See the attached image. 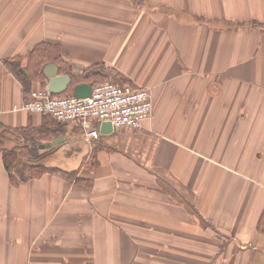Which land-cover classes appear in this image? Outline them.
I'll list each match as a JSON object with an SVG mask.
<instances>
[{
    "label": "crops",
    "instance_id": "0c3cea01",
    "mask_svg": "<svg viewBox=\"0 0 264 264\" xmlns=\"http://www.w3.org/2000/svg\"><path fill=\"white\" fill-rule=\"evenodd\" d=\"M42 50L63 93L101 66L153 114L89 142L62 123L16 184L0 135V264H264V0H0L1 126L45 122L23 105L48 78L16 73Z\"/></svg>",
    "mask_w": 264,
    "mask_h": 264
},
{
    "label": "built area",
    "instance_id": "2783aa9c",
    "mask_svg": "<svg viewBox=\"0 0 264 264\" xmlns=\"http://www.w3.org/2000/svg\"><path fill=\"white\" fill-rule=\"evenodd\" d=\"M23 109L60 123H78L84 140L89 142L100 134L99 127L105 122L112 131L138 130L151 118L153 102L148 89L110 79L92 85L90 95L84 98L39 89L30 94Z\"/></svg>",
    "mask_w": 264,
    "mask_h": 264
},
{
    "label": "trees",
    "instance_id": "16d2710c",
    "mask_svg": "<svg viewBox=\"0 0 264 264\" xmlns=\"http://www.w3.org/2000/svg\"><path fill=\"white\" fill-rule=\"evenodd\" d=\"M44 54H47L46 50H42L41 52H39L37 54H33V52H32L29 56V62H28L27 67H25L23 69V68H20L19 66H16V73L20 76H24L25 81H30L33 78L38 79L39 77H41L43 79L44 74L42 72V67L47 63V61L44 60V57H45ZM54 59L55 60L58 59L57 54L54 57ZM25 72H27V75H24ZM106 78H107V74H106L103 67L97 66L95 68H90V69L86 70L81 76L71 78V83L67 88L68 94H72V88L79 83H86L87 82L91 85H94V84L101 83V82L105 81ZM116 82L117 83H129L126 80H124L123 78H119V80ZM47 124L49 126H47ZM61 124L62 123L57 122L50 117H47V118H45V122L43 123V125L40 128L33 129L32 127H29L34 132L42 135V137H37L33 141V149H34L33 151H35L36 146L39 144V142L41 140L47 138L44 135L54 134V133L56 135H58L59 134L58 130H60L58 128H60L59 126H61ZM14 131L15 130H12L10 128H6V127L0 125V135L1 136L15 138ZM52 132H54V133H52ZM15 139L18 140L17 138H15ZM21 141H24V140H19V142H17L16 146H14L11 149H5L2 152V159H3L4 168L9 175V179L11 180V183H13V184H16L18 182V180H17L18 178H16V175L14 174V172L16 171V169L19 166H21L20 161L24 155L23 150L28 148V146L26 144H21ZM30 148H32V147L30 146ZM28 150H29V148H28ZM22 166H24V165H22ZM25 169H27L29 171V173L23 174V176L21 177V180H27V179L32 178L34 176H39V175H42L44 173L51 171V169L44 167V166H26ZM54 171L60 172L57 170H54ZM257 231L260 234L264 235V210L262 211V213L259 217L258 224H257Z\"/></svg>",
    "mask_w": 264,
    "mask_h": 264
},
{
    "label": "water",
    "instance_id": "95a60500",
    "mask_svg": "<svg viewBox=\"0 0 264 264\" xmlns=\"http://www.w3.org/2000/svg\"><path fill=\"white\" fill-rule=\"evenodd\" d=\"M57 69L54 64H47L43 69V74L48 78V90L53 94H61L65 91L70 82V78L66 75H56ZM91 84L79 83L72 88V95L78 98H84L90 95ZM100 134H109L112 132L109 123H102L99 127ZM43 147V146H41Z\"/></svg>",
    "mask_w": 264,
    "mask_h": 264
},
{
    "label": "rangeland",
    "instance_id": "374dc122",
    "mask_svg": "<svg viewBox=\"0 0 264 264\" xmlns=\"http://www.w3.org/2000/svg\"><path fill=\"white\" fill-rule=\"evenodd\" d=\"M55 136L56 134H47V135H44V136H46L47 138H45L46 140H50V138L51 137H53V136ZM14 136H15V138H17L18 140L20 139V140H24V141H21V144H26L27 146H28V148H29V150L31 151V153H30V155L32 154L33 155V141L37 138V137H42V135L41 134H38V133H36V132H34L33 130H31L30 128H29V126H26V128L25 129H21V130H15L14 131ZM19 136V137H18ZM43 136V137H44ZM44 139V140H45ZM15 144H16V142H15ZM35 144V143H34ZM30 146L32 147V148H30ZM28 148L26 149V153L28 152L27 150H28ZM26 158H29V157H26ZM26 158H21V166L22 165H24V164H26L24 161H26L27 159ZM31 158V157H30ZM16 175H17V177L18 178H21L23 175H21V174H19L18 172L16 173ZM227 262H229V260L228 259H222L220 262H218V263H215V264H225V263H227Z\"/></svg>",
    "mask_w": 264,
    "mask_h": 264
}]
</instances>
